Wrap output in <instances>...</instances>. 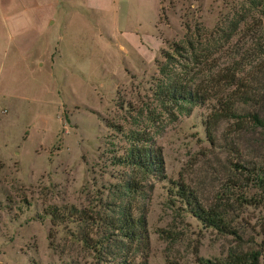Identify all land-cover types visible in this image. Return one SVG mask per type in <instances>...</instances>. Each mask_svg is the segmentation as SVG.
Masks as SVG:
<instances>
[{
	"label": "rangeland",
	"instance_id": "obj_1",
	"mask_svg": "<svg viewBox=\"0 0 264 264\" xmlns=\"http://www.w3.org/2000/svg\"><path fill=\"white\" fill-rule=\"evenodd\" d=\"M257 2L0 0V264H205L262 248L259 131L212 118L233 71L264 60ZM161 68L205 101H163ZM136 137L163 173L118 162Z\"/></svg>",
	"mask_w": 264,
	"mask_h": 264
},
{
	"label": "trees",
	"instance_id": "obj_2",
	"mask_svg": "<svg viewBox=\"0 0 264 264\" xmlns=\"http://www.w3.org/2000/svg\"><path fill=\"white\" fill-rule=\"evenodd\" d=\"M257 1L258 0H248V3L251 8L256 9L259 8V2ZM262 36L264 37V34H262ZM190 45L191 50L196 52V45H194L193 42ZM180 49L181 48H177L178 53ZM161 72L165 77L171 78L170 75L167 74L166 69L161 68ZM233 72L232 84L236 86V88L230 94H227L225 99L218 100L219 109L212 116L213 123L216 124L222 120H233L236 121V126L239 127L238 130L241 132L251 131L257 133L259 131V144L264 148V60L247 72H245L244 69L239 70V72ZM160 97L163 101H168L174 106H180L182 103L198 104L202 100L205 101L204 97L200 96V94H197L189 87V83L176 81L174 78H171L168 86L161 89ZM210 123H212V121ZM213 123L210 124L209 127L214 125ZM132 139V148H130L123 158L118 159V162L142 171L150 172L155 168L160 173H163L164 161L162 156L156 151L142 146V144L146 143V140L137 137ZM239 168L243 167L239 166ZM248 177L250 179L253 178L254 182H258V186L264 190L263 170L258 169L253 174L250 173ZM179 189L183 192V199L192 207L193 213L197 215L201 221L208 226L216 228L220 232L233 235L240 239L238 232L227 223V214L223 211L214 209L206 211L201 207L200 203H198L197 198L190 194L188 195L187 191L184 190L182 186H180ZM240 201L242 204L256 203L255 200H250L251 202H248L246 199H240ZM52 217L54 216L52 215ZM132 223L130 219H126L125 225L130 226ZM135 226H137V224ZM130 233L133 232L130 230ZM132 235H134V233ZM261 246L262 248L260 250H233L228 258L221 262H211L208 260H204L203 262H205V264H262L261 259L264 258V238Z\"/></svg>",
	"mask_w": 264,
	"mask_h": 264
}]
</instances>
